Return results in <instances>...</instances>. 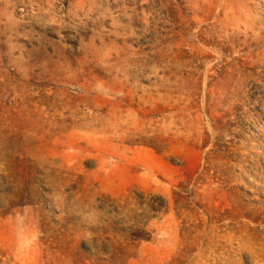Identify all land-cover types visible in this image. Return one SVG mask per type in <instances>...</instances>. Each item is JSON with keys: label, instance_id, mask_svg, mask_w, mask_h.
Returning <instances> with one entry per match:
<instances>
[{"label": "rangeland", "instance_id": "374dc122", "mask_svg": "<svg viewBox=\"0 0 264 264\" xmlns=\"http://www.w3.org/2000/svg\"><path fill=\"white\" fill-rule=\"evenodd\" d=\"M95 261L264 264V0H0V264Z\"/></svg>", "mask_w": 264, "mask_h": 264}, {"label": "trees", "instance_id": "16d2710c", "mask_svg": "<svg viewBox=\"0 0 264 264\" xmlns=\"http://www.w3.org/2000/svg\"><path fill=\"white\" fill-rule=\"evenodd\" d=\"M131 232L132 233H129V236H127L128 239L148 240L150 237V234L144 228L134 229ZM94 264H98V262L95 261Z\"/></svg>", "mask_w": 264, "mask_h": 264}]
</instances>
